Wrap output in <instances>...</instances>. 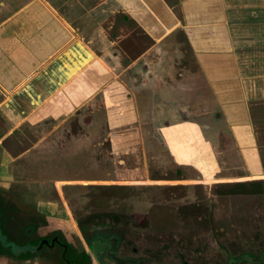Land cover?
<instances>
[{
  "label": "rangeland",
  "instance_id": "374dc122",
  "mask_svg": "<svg viewBox=\"0 0 264 264\" xmlns=\"http://www.w3.org/2000/svg\"><path fill=\"white\" fill-rule=\"evenodd\" d=\"M253 9L259 17L257 31L264 35V0H253ZM242 17L253 23L247 14ZM119 22L124 20L117 16L114 24ZM120 36L106 52L105 44L91 45L101 62L115 65L110 68L113 74L149 45L137 29ZM94 66L91 84L106 83L102 90L110 84L109 76H99ZM134 70L114 80L124 87L107 86L68 125L43 119L32 123L31 118L13 130L1 110L0 198L25 214L33 210L35 199L48 202L50 209L54 204L63 207L64 215L53 218L57 225L114 214L132 238L144 242L180 238L188 232L206 248L228 244L231 250L253 253L255 246L264 245V102L253 111L255 162L248 148L238 153L233 146L231 130L217 113L181 32L164 38ZM100 102L110 107L105 110ZM88 108L95 116L91 124L83 113ZM106 133L109 138L104 140ZM45 136L42 153L36 155L34 145ZM91 178L112 181H84L81 188L73 185L77 182L56 183ZM110 182L116 185H104ZM248 182H259L262 193H226L234 184ZM25 214L19 215L16 229L26 223ZM217 257L216 252L211 256L226 261Z\"/></svg>",
  "mask_w": 264,
  "mask_h": 264
},
{
  "label": "crops",
  "instance_id": "0c3cea01",
  "mask_svg": "<svg viewBox=\"0 0 264 264\" xmlns=\"http://www.w3.org/2000/svg\"><path fill=\"white\" fill-rule=\"evenodd\" d=\"M236 1L243 6L227 0H0V111L17 125L84 106L113 83L124 87L114 80L178 30L233 146L238 153L248 148L256 162L252 123L264 102V35L255 26L253 0ZM117 16L123 24H114ZM135 29L149 45L113 74L115 65L101 62L91 45L105 44L106 52ZM92 64L99 76H109L102 90L106 83L91 84Z\"/></svg>",
  "mask_w": 264,
  "mask_h": 264
},
{
  "label": "flooded vegetation",
  "instance_id": "af4514ba",
  "mask_svg": "<svg viewBox=\"0 0 264 264\" xmlns=\"http://www.w3.org/2000/svg\"><path fill=\"white\" fill-rule=\"evenodd\" d=\"M139 61L127 69L121 77L124 78L127 76L129 73L128 71L134 72L135 66ZM94 97L91 98V100H93ZM101 102L100 107L103 106L102 108L106 110ZM89 105L91 106V101L78 108H62V111L57 115L44 117L36 116L33 117L32 123L40 122L43 119L42 122L56 121L57 123L61 121V123L65 122L64 124L67 122L68 125L70 122L76 120L78 117H76L77 114L79 115V113H81L80 108L89 107ZM94 110L97 112L99 109L95 108ZM92 112L91 108L83 112L86 113L85 115L89 120L87 122L88 124H91V119L95 117L91 116ZM35 119L37 120L34 121ZM65 119L68 121H64ZM27 120H31V118L25 119L24 122H28ZM5 122L7 126L14 127L13 130L15 129V123L7 122L6 118ZM108 134H105L104 140L109 138ZM46 136L36 141L33 149L36 155L42 153L39 147L44 145V141L42 140L47 139L48 137ZM28 151L25 153H28ZM46 153L45 151V154ZM18 158H20V156L15 159ZM27 158L29 159L30 156ZM32 163L33 162L28 161L26 164L32 166ZM63 181L77 182L73 183V185L81 188L82 186H80V184L84 181L97 183L112 180L91 178L84 180H58L55 182L58 183ZM104 185L111 186L116 184L115 182H110V184L106 183ZM226 193L228 195L257 196L262 193V189L259 188V182H248L245 184H234L231 190ZM33 203V210L25 214L16 211L15 206L0 198V264H45L46 262H50L49 264L54 262L55 264L264 263V249H262L264 245L255 246L253 253L247 250L241 252L238 249L235 251L231 250L228 244L223 248L216 247L213 250L210 249V247L206 248V245L201 240H198L195 235L189 234L188 232L180 238L174 236L166 241L154 242L152 240L144 242L143 239L132 238L127 227H124L125 224L121 225L114 214L96 215L97 217H91L83 221H73L71 219L72 221H62L61 225H57L54 222V219L57 218L55 214L64 215L65 209L63 207L60 208L54 204V207L50 209L48 202L37 199H35ZM61 205L64 206L63 204ZM43 208L44 210H42ZM20 214H25L26 223L16 229L17 224L20 223L19 220L22 218V216H19ZM58 216L60 217V215ZM48 219L52 220L54 225L51 224L52 221L49 222V224L47 222ZM60 219H62V217ZM7 224H10L9 228H6ZM14 224L15 226L13 227ZM215 252L218 257H225L226 261L211 258V256L215 255Z\"/></svg>",
  "mask_w": 264,
  "mask_h": 264
}]
</instances>
